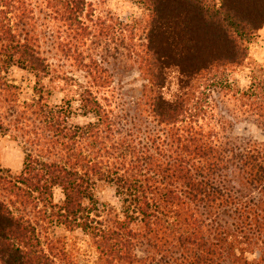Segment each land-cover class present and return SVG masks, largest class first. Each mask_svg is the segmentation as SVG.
<instances>
[{"label":"trees","instance_id":"16d2710c","mask_svg":"<svg viewBox=\"0 0 264 264\" xmlns=\"http://www.w3.org/2000/svg\"><path fill=\"white\" fill-rule=\"evenodd\" d=\"M56 1V16L74 32L86 31V0ZM137 1L148 12L139 57L146 107L167 131L124 135L89 89L80 99L83 115L94 116L86 124L70 121L71 102L52 107L37 100L31 109L43 133L34 134L20 175L0 174V188L12 198L0 199V264H56L43 247L40 220L82 230L97 264H264V153L224 144L199 126L214 92L230 89L226 73L249 62L250 45L264 29V0ZM33 20L28 0H0L3 90V73L12 67L49 75ZM174 72L177 92L168 99ZM239 97L264 121V78ZM100 183L113 185L122 201L111 224L100 220ZM56 188L65 196L61 205L54 203ZM17 205L36 211L37 220L17 215ZM258 244L257 258L251 249Z\"/></svg>","mask_w":264,"mask_h":264},{"label":"rangeland","instance_id":"374dc122","mask_svg":"<svg viewBox=\"0 0 264 264\" xmlns=\"http://www.w3.org/2000/svg\"><path fill=\"white\" fill-rule=\"evenodd\" d=\"M28 1L34 11L33 31L49 75L38 78L21 67H12L3 73L2 82L7 87L3 90L0 85V174L20 175L26 152L32 151L34 134L43 133V121L31 109L37 100L52 107L71 102L75 114L70 121L86 124L94 121V116L83 115L80 99L82 92L89 89L111 112L119 128H124V135L146 139L153 133L167 131L155 122L146 107L144 90L148 82L140 69L139 57L147 45L148 12L141 3L86 0L83 17L86 31L77 33L56 16L52 7L56 0ZM225 76L230 89L219 88L214 92L210 112L199 126L224 144L257 148L264 153V121L239 102L240 93L264 78V29L250 45L249 62L229 70ZM176 78L175 72L170 75L165 89L168 99L177 92ZM241 176L242 173L234 171L237 181ZM233 186L239 188L237 183ZM94 194L100 220L116 222L123 208L115 187L100 183ZM0 199L12 200L1 188ZM64 199L63 190L56 188L54 203L61 205ZM11 207L17 215L23 214L34 221L38 218L30 208ZM234 217L224 219L233 224ZM37 227L44 249L56 264H97L98 252L82 230L69 231L58 223L41 220ZM254 247L252 253L258 258L263 250L260 244Z\"/></svg>","mask_w":264,"mask_h":264}]
</instances>
